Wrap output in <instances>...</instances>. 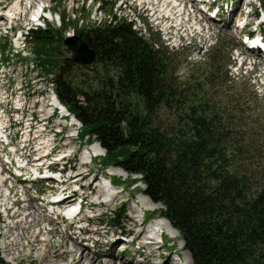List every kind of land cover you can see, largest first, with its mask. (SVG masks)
Returning <instances> with one entry per match:
<instances>
[{"label": "trees", "instance_id": "1", "mask_svg": "<svg viewBox=\"0 0 264 264\" xmlns=\"http://www.w3.org/2000/svg\"><path fill=\"white\" fill-rule=\"evenodd\" d=\"M116 2L99 0L98 7L111 11ZM59 19L67 27L65 14ZM71 24L73 35L94 49L93 65L62 54L59 30L56 36L33 27L25 40L33 43V58L57 101L81 124L79 138L104 149L102 167L140 176L142 193L161 205L159 215L181 235L193 264H264V146L256 140H264V127L246 119L245 92L228 76V47L214 45L206 73L180 80L177 51L150 27L143 36L116 14ZM217 87L220 93H210ZM161 114L170 118L166 125ZM111 224H119L118 215Z\"/></svg>", "mask_w": 264, "mask_h": 264}, {"label": "rangeland", "instance_id": "2", "mask_svg": "<svg viewBox=\"0 0 264 264\" xmlns=\"http://www.w3.org/2000/svg\"><path fill=\"white\" fill-rule=\"evenodd\" d=\"M15 1L18 2L0 0V5L13 9ZM247 2L250 3L249 6ZM21 4V14L14 11L18 18L14 29L22 31L30 26L32 22L28 18L36 14L40 4L47 6L51 12L45 13L47 18L43 20L41 27L50 28L55 35L59 30L64 37L73 35V20H77L79 25L93 24L104 19L110 20L113 14L135 21V29L145 36H148L150 27L153 36L161 40L160 43L168 45L170 51H177L175 60L178 62L176 67L180 80H196L204 75L208 51L217 43H223L228 47L226 51L231 53L232 63L228 67V76L234 81L235 87H242L245 92L243 108L246 119L258 128L264 127V56L257 50L243 46L235 27L244 20L247 12H251L247 17L249 24L253 25L263 19L264 8L259 9L258 0H219L220 8L216 19L203 14L200 4L189 0H182L179 8L172 3L164 5L159 1L149 5L143 0H117L111 11L107 10L109 5L100 10L99 0H21ZM254 11H261L257 18L255 14L253 16ZM59 14H65L68 19L67 27L63 28ZM6 26L7 20L0 16V128L5 127L8 135L7 139L0 138V256L5 264H47L35 257L38 254L35 251H45L53 255L56 248L71 244V238L83 241L92 255L103 254L102 261L108 260L107 256H116L119 259L134 257L141 260L154 246L145 249L140 245L139 238L134 243H130V240L137 233L141 234L143 228H147L148 232L154 231L151 227L161 220H157L161 205L153 203L142 193L144 185L139 181V175L119 172L112 165L102 167L104 149L97 142L81 140L78 136L81 124L73 116L60 113L53 105L55 95L48 80L49 76L36 65L33 43L19 41L20 48L16 50L18 33L9 30L5 32L3 28ZM54 44L57 45L58 42L55 41ZM64 47L63 44L58 48L62 54L70 55ZM224 71L225 69H220L217 74L220 82L225 78ZM228 85L234 88L232 84ZM221 90L222 87H217L210 93L216 95ZM254 94H257L258 99ZM72 118L76 121L72 122ZM160 120L166 125L170 118L161 114ZM256 140L264 146L263 139L257 136ZM52 149L56 158L66 154V158L63 157V161L56 164L57 168H64L63 178H68L63 186L53 178L32 180L35 174L34 165L38 164V160H44V156ZM17 155L29 157L26 167L29 180L16 177V171L5 162L6 158L17 162ZM40 167L43 169L41 174H50L45 169L46 166ZM113 176L119 177L121 181L115 187L109 184ZM101 186H105V190L101 192L102 197L97 198ZM62 190L85 197L79 215L73 220L57 217L59 213H49L52 206L47 202L50 193L57 195ZM40 193H47V196L40 197ZM105 193L119 196L107 203ZM29 205L33 206L32 211L37 214V225L30 228L29 234L20 238L19 244L7 253L4 248L12 237L5 238V232L20 218L9 216L22 210L23 214L27 213L25 208ZM6 207H9L7 211ZM34 207L39 209L35 211ZM153 209V214L146 212ZM115 215L119 219L116 226L111 224V218ZM146 216H149L147 220ZM53 219L57 222L55 227L51 225ZM131 219L139 224L143 223L142 227L134 228ZM162 221L164 225L161 230L164 231L165 238L161 243L164 247L153 254L152 261L161 263L169 254L176 264H193L181 235L169 222L163 218ZM22 227L23 229L15 231L16 235H22L26 226ZM39 229H43L39 238L47 241L34 243L36 250L31 255V235ZM129 229L132 231L126 234ZM48 230L52 232L46 234L45 231ZM158 239L159 236L156 239L159 244ZM57 264H65V261L59 260Z\"/></svg>", "mask_w": 264, "mask_h": 264}, {"label": "bare ground", "instance_id": "3", "mask_svg": "<svg viewBox=\"0 0 264 264\" xmlns=\"http://www.w3.org/2000/svg\"><path fill=\"white\" fill-rule=\"evenodd\" d=\"M144 1L147 2L149 5L157 3L158 1H159V3H162L164 5H166L168 3L169 4L172 3L173 6H175L176 8H179L182 0H143V2ZM177 3H179V4H177ZM181 9L183 10V8H181ZM178 11H180V9H178ZM34 17H36V14H34ZM131 21L133 22V28L135 29L136 23L133 20H131ZM53 105L55 107H57L58 110L60 111V113H62L63 115L67 114L66 109L62 105H60V103L57 101L55 96H54V104ZM71 120H72V122L76 121L74 118H72ZM94 148H92V150ZM118 171L123 172L119 168H118ZM123 173H125V172H123ZM42 175H44V177H46L45 174H42ZM48 177H49V175H48ZM66 179H68V178H63V180L61 182H58V183H60L63 186V183L66 182ZM104 190H105V186H101V188H99V192L97 193L96 197L97 198L102 197L101 192ZM105 195L107 196V199H105V201L107 203L115 200L119 196L118 194H108V193H105ZM73 199H74V193L62 191V193L60 194L59 200L56 201L55 203H51L53 205L51 206L49 213H51V214L52 213H58L57 212L58 208H62L65 204H72ZM32 208H33V206L29 205L28 207L25 208V210H27V213L23 214V210H22V211L13 212L12 214H10L9 217H11V218H15V217H17V218L20 217V218L15 223L10 225L7 232H5V235H4L5 238L10 239V237H12L9 240V243H7L5 245V248H4L7 253H10L11 249L14 246L19 244L20 238L26 237L29 234L30 228L37 225V214H35V212L32 211ZM34 208H36L35 211H37L39 209V207L38 208L34 207ZM7 209H9V207H6V211H7ZM63 215L64 214L61 211L57 215V217L63 218ZM142 224L143 223L139 224L136 220L131 219V225L134 228L135 227H142L141 226ZM22 225L26 226V227H24V231L22 232V235L21 236L19 234L16 235L15 231L17 229H23ZM51 225L53 227H55L57 225L56 219H53L51 221ZM153 225H156V224H153ZM163 225H164V223H163L162 218H161L160 222H158V225L156 227H151L154 231L148 232L147 228H143V231H141L142 232L141 234L137 233L134 236L135 241H138V238H139L140 245L143 248L150 249L151 247L154 246L148 253H145V257H143L141 260H136L134 257L128 258V259H119L116 256H107L108 260L106 259L105 261H102L101 257H103V254H99L98 256H94L84 246L83 241L71 239V238H70V240L72 242L71 244L61 245L60 247L55 249L53 255H50L45 251H38L35 248L34 243L40 244V243H46V241H47L45 238L44 239L39 238V235L43 232V229H39V231L37 233H33L31 235L33 242L30 244V254L33 255V251L36 250L35 252H37L38 254L35 255V257L37 259H39V261L41 260V261L47 262V264H57V262L59 260H64L65 264H140L139 263L140 261H144V262H146V264H176L169 254L166 255L165 261H163L161 263H154L152 261V259H154L153 254L155 252H157L159 249H162L164 247V244H162V243L158 244V242L156 241L157 237L160 236L162 239V242H163V239H164L163 233L160 232V231H162L161 229H162ZM131 231H132V229H129L125 233L129 234L128 232H131ZM51 232H52V230L45 231L46 234H49ZM124 251H126V250H124Z\"/></svg>", "mask_w": 264, "mask_h": 264}, {"label": "water", "instance_id": "4", "mask_svg": "<svg viewBox=\"0 0 264 264\" xmlns=\"http://www.w3.org/2000/svg\"><path fill=\"white\" fill-rule=\"evenodd\" d=\"M63 44L70 52V58L75 62L91 66L96 60V53L93 48L89 47L79 36H67L63 39Z\"/></svg>", "mask_w": 264, "mask_h": 264}]
</instances>
